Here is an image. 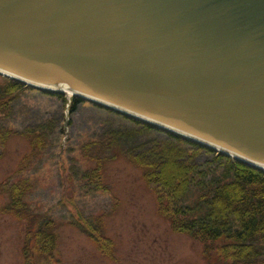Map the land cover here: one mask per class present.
I'll list each match as a JSON object with an SVG mask.
<instances>
[{
  "label": "water",
  "instance_id": "95a60500",
  "mask_svg": "<svg viewBox=\"0 0 264 264\" xmlns=\"http://www.w3.org/2000/svg\"><path fill=\"white\" fill-rule=\"evenodd\" d=\"M0 74L264 171V0H0Z\"/></svg>",
  "mask_w": 264,
  "mask_h": 264
},
{
  "label": "rangeland",
  "instance_id": "374dc122",
  "mask_svg": "<svg viewBox=\"0 0 264 264\" xmlns=\"http://www.w3.org/2000/svg\"><path fill=\"white\" fill-rule=\"evenodd\" d=\"M8 84L11 79L0 74V90ZM65 97L27 87L13 101L10 115L0 111V134L8 132L6 141L0 140V264H26V214L1 211L9 204V184L14 182L24 183L23 200L32 214L47 213L55 219L53 264H223L207 254L201 241L172 229L160 211L156 191L143 176L144 169L127 157L118 156L106 165V179L99 188L81 179L79 168L94 165L85 159L82 146L104 134L108 125L129 122L88 101L70 115ZM40 125L48 130V143L33 154L24 133ZM162 136L149 134L150 138ZM204 155L213 163L218 160ZM64 192L74 199L71 204H63ZM69 211L81 214L82 221L90 219L114 245L100 250L87 232L70 222ZM37 262L43 263L39 258Z\"/></svg>",
  "mask_w": 264,
  "mask_h": 264
},
{
  "label": "trees",
  "instance_id": "16d2710c",
  "mask_svg": "<svg viewBox=\"0 0 264 264\" xmlns=\"http://www.w3.org/2000/svg\"><path fill=\"white\" fill-rule=\"evenodd\" d=\"M27 87L11 80L2 88L1 111L10 112L12 101ZM82 102L73 97L70 114L77 112ZM106 110L123 117L129 125H108L104 134L82 146L85 159L94 162L79 168L82 179H106V165L123 155L144 169V178L153 186L159 207L167 211L172 224L201 241L208 255H216L223 264H264V172ZM47 132L40 125L24 134L40 151L46 145ZM152 132L163 133L162 140L150 138ZM204 154H212L219 161L213 163Z\"/></svg>",
  "mask_w": 264,
  "mask_h": 264
},
{
  "label": "flooded vegetation",
  "instance_id": "af4514ba",
  "mask_svg": "<svg viewBox=\"0 0 264 264\" xmlns=\"http://www.w3.org/2000/svg\"><path fill=\"white\" fill-rule=\"evenodd\" d=\"M17 196L20 198V193H18ZM2 208H7V207H2ZM2 208L1 211H3L6 214V211ZM16 211L21 212L20 209ZM45 233H47L46 234L47 240L45 244L49 246H53L52 244L53 236H54L53 230L50 229L42 230V234ZM24 242L25 243L23 244V253L26 264H53V250L48 251L46 255L45 251L39 248L37 231L32 232L30 236L27 231L26 239L24 240ZM38 258L41 259L43 263L37 262Z\"/></svg>",
  "mask_w": 264,
  "mask_h": 264
},
{
  "label": "bare ground",
  "instance_id": "6f19581e",
  "mask_svg": "<svg viewBox=\"0 0 264 264\" xmlns=\"http://www.w3.org/2000/svg\"><path fill=\"white\" fill-rule=\"evenodd\" d=\"M67 96H68V97H71V94L67 93Z\"/></svg>",
  "mask_w": 264,
  "mask_h": 264
}]
</instances>
